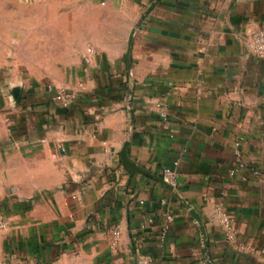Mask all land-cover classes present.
I'll list each match as a JSON object with an SVG mask.
<instances>
[{"label": "crops", "instance_id": "obj_1", "mask_svg": "<svg viewBox=\"0 0 264 264\" xmlns=\"http://www.w3.org/2000/svg\"><path fill=\"white\" fill-rule=\"evenodd\" d=\"M73 1L53 11L67 20L46 78L23 72L44 63L26 12L0 14V76L21 90L3 107L0 264H264V58L249 47L264 0Z\"/></svg>", "mask_w": 264, "mask_h": 264}, {"label": "rangeland", "instance_id": "obj_2", "mask_svg": "<svg viewBox=\"0 0 264 264\" xmlns=\"http://www.w3.org/2000/svg\"><path fill=\"white\" fill-rule=\"evenodd\" d=\"M80 2L73 0H0V14L4 7L11 8L13 10H23L26 12L25 15V25L30 28L27 29L26 36L32 39L31 44H35L39 40L40 49L38 50L39 61L43 60V64H38L36 66H23L25 69L24 73L29 74L30 69H33L37 75L36 77H49L48 72H53V65L45 64L53 56V35L56 30L53 29L54 25H65L67 18L61 15H54L53 11L76 9L79 8ZM1 15H0V36H1ZM11 19H17V16ZM78 19V17H77ZM58 37L61 34H57ZM5 68L12 69L17 66L9 65L8 67L4 65ZM4 68V69H5ZM2 66L0 65V73ZM5 73H7L5 71ZM47 74V75H46ZM52 74V73H51ZM46 75V76H45ZM9 76H0V135L4 123V112L3 107H5L4 100L8 99L12 103V98L9 93L16 89L17 86L14 80H8ZM13 87L11 88V86ZM9 97V98H8ZM8 112V111H7ZM9 113V112H8Z\"/></svg>", "mask_w": 264, "mask_h": 264}, {"label": "built area", "instance_id": "obj_3", "mask_svg": "<svg viewBox=\"0 0 264 264\" xmlns=\"http://www.w3.org/2000/svg\"><path fill=\"white\" fill-rule=\"evenodd\" d=\"M104 4V2L102 3ZM251 51L259 57L264 58V29L257 31L253 35L252 42L250 44ZM89 55H94L96 53V50L94 48H89L88 50ZM89 57H87V60ZM79 95L75 91H71L67 88H60L56 94V100L64 107L70 108L74 104L78 102ZM161 117L164 120L168 119V113L165 109L161 110ZM179 165V161H176L172 167L166 168L163 172V180L169 185L168 188L175 190L176 186L178 185V172L177 167ZM243 167V165H241ZM165 203V201L163 202ZM168 222L173 221L172 215H167ZM222 220L224 225L226 226L229 236L231 239H234V219L228 215L223 214ZM149 222H153L152 219L149 220ZM6 227V222L3 220V218L0 217V230L4 229ZM113 235L115 237V240L112 242V246L116 247L118 245V240L121 236V232L116 229L113 232ZM24 264H39L35 261H27Z\"/></svg>", "mask_w": 264, "mask_h": 264}, {"label": "water", "instance_id": "obj_4", "mask_svg": "<svg viewBox=\"0 0 264 264\" xmlns=\"http://www.w3.org/2000/svg\"><path fill=\"white\" fill-rule=\"evenodd\" d=\"M20 94H21V90L19 89V88H16V89H13L10 93H9V95H11V98L13 99V102H18L19 101V99H20ZM161 182L164 184V185H166V186H168L169 187V185L163 180V178L161 179ZM171 188V187H170Z\"/></svg>", "mask_w": 264, "mask_h": 264}]
</instances>
